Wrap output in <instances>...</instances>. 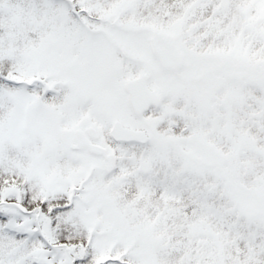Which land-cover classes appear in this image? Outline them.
<instances>
[{
    "label": "snow or ice",
    "instance_id": "1",
    "mask_svg": "<svg viewBox=\"0 0 264 264\" xmlns=\"http://www.w3.org/2000/svg\"><path fill=\"white\" fill-rule=\"evenodd\" d=\"M0 264H264V0H0Z\"/></svg>",
    "mask_w": 264,
    "mask_h": 264
}]
</instances>
